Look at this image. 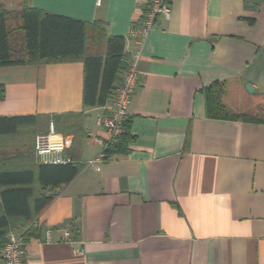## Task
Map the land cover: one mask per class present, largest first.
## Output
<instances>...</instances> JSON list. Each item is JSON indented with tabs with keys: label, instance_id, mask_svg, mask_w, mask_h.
<instances>
[{
	"label": "crops",
	"instance_id": "obj_1",
	"mask_svg": "<svg viewBox=\"0 0 264 264\" xmlns=\"http://www.w3.org/2000/svg\"><path fill=\"white\" fill-rule=\"evenodd\" d=\"M149 1L0 0L8 11L28 3L98 24L125 38L127 56L141 51L127 121L134 140L109 159L101 157L99 140L108 136L100 119L114 97L84 108L83 60L0 68V117H42L37 128L0 136V161L2 151L14 158L53 132L82 167L36 219L25 264H264V123L211 118L206 97L224 83L227 110H263L264 0H169L170 16H160L140 46L132 32ZM241 98L260 100L254 113ZM70 114L83 115L74 128L56 130L46 119ZM17 159L11 168L27 163ZM40 163L36 155L34 169Z\"/></svg>",
	"mask_w": 264,
	"mask_h": 264
},
{
	"label": "trees",
	"instance_id": "obj_2",
	"mask_svg": "<svg viewBox=\"0 0 264 264\" xmlns=\"http://www.w3.org/2000/svg\"><path fill=\"white\" fill-rule=\"evenodd\" d=\"M15 18H19L21 24L12 28L11 21ZM128 58L125 38L107 36L98 24L89 26L79 20L30 8L28 3L20 12L0 7V68L81 59L84 62L85 109L105 106L114 97L119 75L126 70ZM226 95L224 83L215 82L206 89L211 118L264 123V108L256 116L234 114L227 110ZM5 97L6 88L0 84V101ZM82 117V114H70L46 119L53 120L58 130L59 125L74 128ZM41 119L39 116L0 117V136H15L21 128H37ZM125 130L116 143L106 148L104 159L129 152L134 138L128 132V123ZM35 139L28 151L14 158L2 151L0 244L6 243L19 227L26 228L22 234L25 243L37 237L34 223L40 213L53 201L55 193L81 172V165L74 160L69 164L40 163L34 169ZM17 158L27 163L19 169L11 168V160Z\"/></svg>",
	"mask_w": 264,
	"mask_h": 264
},
{
	"label": "built area",
	"instance_id": "obj_3",
	"mask_svg": "<svg viewBox=\"0 0 264 264\" xmlns=\"http://www.w3.org/2000/svg\"><path fill=\"white\" fill-rule=\"evenodd\" d=\"M95 1L96 5L101 7L107 0ZM170 14L171 6L169 0H150L143 19L133 30L132 36L142 46L154 30L160 16L169 17ZM140 61L141 51L132 53L128 58L122 83L114 93L113 105L108 109V113L100 119V124L108 136L105 141L99 140V143L104 146L101 154L102 158L105 156L106 148L116 143L126 131L125 125L129 119V108L140 85ZM35 151L43 164L72 163V160L65 155L64 148L55 145L53 132L40 134L36 137ZM69 235V233H66V236ZM26 247L27 243H25L22 235H10L6 243L0 244V264H25Z\"/></svg>",
	"mask_w": 264,
	"mask_h": 264
},
{
	"label": "rangeland",
	"instance_id": "obj_4",
	"mask_svg": "<svg viewBox=\"0 0 264 264\" xmlns=\"http://www.w3.org/2000/svg\"><path fill=\"white\" fill-rule=\"evenodd\" d=\"M18 24H19L18 19H16V20L14 19V20L11 21V27L12 28L16 27ZM251 100H246L245 98H241L237 102H238V105L239 106H242V107L249 106V112L250 113H254L255 112V109H256V106H258V103L260 102V100L259 99H251ZM237 102L236 101L235 102L233 101V103H235V104Z\"/></svg>",
	"mask_w": 264,
	"mask_h": 264
},
{
	"label": "water",
	"instance_id": "obj_5",
	"mask_svg": "<svg viewBox=\"0 0 264 264\" xmlns=\"http://www.w3.org/2000/svg\"><path fill=\"white\" fill-rule=\"evenodd\" d=\"M247 90L249 92H253L254 91V88H253V86L251 84H249V85H247Z\"/></svg>",
	"mask_w": 264,
	"mask_h": 264
}]
</instances>
